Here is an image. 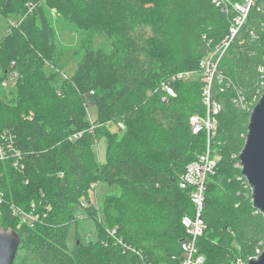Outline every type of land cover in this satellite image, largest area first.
Returning a JSON list of instances; mask_svg holds the SVG:
<instances>
[{
    "label": "trees",
    "instance_id": "trees-1",
    "mask_svg": "<svg viewBox=\"0 0 264 264\" xmlns=\"http://www.w3.org/2000/svg\"><path fill=\"white\" fill-rule=\"evenodd\" d=\"M0 16L15 19L0 37V141L7 149L11 139L15 151L0 160V228L19 238L13 264H179L180 219L192 206L178 180L204 150L205 135H192L188 127L191 115L204 113L201 82L174 75L199 71L227 36L229 17L210 0H0ZM59 22L70 26L71 46L62 44L66 28ZM98 37L108 48L95 44ZM263 56L264 0H253L219 60L224 80L212 89L221 111L213 141L217 163L204 195L206 229L197 241L204 264L247 263L259 255L243 241L261 238L264 222L238 161L250 112L232 100L239 91L252 101ZM46 65L53 73H45ZM10 71L16 79L4 88ZM163 82L175 93L168 101L158 91ZM89 107L96 113L92 121ZM99 137L107 140L104 163L96 158ZM115 182L117 194L75 215L95 184ZM11 206L39 220L29 227ZM85 218L95 222L96 240L77 238L68 248V227Z\"/></svg>",
    "mask_w": 264,
    "mask_h": 264
},
{
    "label": "built area",
    "instance_id": "built-area-1",
    "mask_svg": "<svg viewBox=\"0 0 264 264\" xmlns=\"http://www.w3.org/2000/svg\"><path fill=\"white\" fill-rule=\"evenodd\" d=\"M215 7H217L222 14L229 17L231 20L228 34L221 41L219 47L213 54H210L208 58L203 59L199 64V71H183L174 75L176 80L186 81L190 79H201V101L204 107V113L202 115L193 114L188 120V127L192 135H198L203 133L205 135V147L201 154L197 158L189 163L185 171L180 175L178 184L183 190L189 191V201L192 206L191 215H184L180 219L181 227L185 233V238L180 242L181 259L179 264H204L205 258L198 252L197 241L203 235L206 224L202 217L205 209V189L207 178L214 173V169L217 163L216 151L213 148V141L218 129V114L221 111L220 104L212 97V89L215 81L222 84L224 80L223 76L218 72L217 66L221 56L228 48L231 40L237 35L241 27L244 25L248 12L250 10L253 0H245L243 3H233L232 0H210ZM11 22L10 24H13ZM264 63V56H263ZM13 66V64H11ZM260 74V81L256 95L252 101L247 102L241 92L236 91L233 98V103L240 109L250 112L253 109L261 95L264 92V65L258 67ZM16 72L10 71L7 78L3 81L2 86L9 88L16 79ZM231 83L226 80L224 86L228 87ZM224 86H221L220 91L223 92ZM158 91L161 94L162 101H168L175 97L173 88L169 83H161L158 87ZM253 106V107H252ZM118 128L123 129L122 124L117 125ZM7 133V132H6ZM5 133V134H6ZM81 133L74 134L72 138H78ZM7 140V138H5ZM5 140V141H6ZM0 141V160L12 157L15 152L11 147V139L8 140L7 149L1 146ZM17 156V153H16ZM240 164V163H239ZM13 167L23 169L24 165L14 163ZM241 168V166H239ZM249 186V185H248ZM96 188V185H95ZM251 189V188H250ZM252 197V191H251ZM3 193L0 190V217L2 215ZM97 206L98 203H92L87 201V205H80L85 208L89 205ZM33 208V204L31 205ZM81 208V209H82ZM11 213L15 217L20 218L21 222L33 227L39 220V214L26 212L22 208L11 206ZM109 234L113 236L114 230L109 231ZM120 242V241H118ZM247 264V263H240Z\"/></svg>",
    "mask_w": 264,
    "mask_h": 264
},
{
    "label": "water",
    "instance_id": "water-1",
    "mask_svg": "<svg viewBox=\"0 0 264 264\" xmlns=\"http://www.w3.org/2000/svg\"><path fill=\"white\" fill-rule=\"evenodd\" d=\"M238 161L241 174L252 191V207L264 218V92L250 113ZM18 245L19 238L12 230L0 228V264H13ZM247 264H264V247Z\"/></svg>",
    "mask_w": 264,
    "mask_h": 264
},
{
    "label": "rangeland",
    "instance_id": "rangeland-1",
    "mask_svg": "<svg viewBox=\"0 0 264 264\" xmlns=\"http://www.w3.org/2000/svg\"><path fill=\"white\" fill-rule=\"evenodd\" d=\"M9 18H11V17H9ZM13 21H15L14 18H11L10 20H7V18H5L3 16H0V37H2L7 32L8 25L11 22H13ZM58 27L59 28H66L64 30L65 33L62 34L64 36V38L62 39V44L71 46L72 44H70V42H69L70 38H68L69 36L72 35L70 33V31H72L70 26H67L63 22H59ZM95 44L97 46L99 44L102 48H103V44H104L105 48H108V46H109V44L107 42H104L101 37H98L95 40ZM70 50H73V52H74L75 49L74 48H70ZM68 68H70V67H68ZM44 71L47 74H51V73H53L54 70H52L49 66L46 65L44 67ZM62 78H63V74L60 73L56 77L54 83L57 86H59L60 82L62 81ZM199 81L201 82V79H199ZM201 84H202V82H201ZM6 91H9V90L6 89ZM253 106H255V105H253ZM88 114H89V119L91 121L95 119L96 113H95V110L92 107H89ZM109 128H110L111 131L118 130L116 128V126H114V125H109ZM106 150H107V140H106V138L105 137H99L97 139V144H96V149H95L96 158L98 159L99 162L104 163L106 161ZM113 184L114 185H112V187H110V186H108V185H106L104 183L95 184L96 188L93 189V190L91 189L90 191L87 192L88 199L94 204L95 203H99L100 204L101 201L103 200V198L106 195L117 194L118 191H119L118 188L120 187V183H116L115 182ZM93 188H94V186H93ZM209 201L211 202L212 199H209ZM212 207L213 206H211V210H212ZM81 208L82 207L80 205L74 207V212H75V215L77 217L84 216V212L82 211ZM211 216H209V218H208L209 221L211 220ZM215 224L216 223H211V226H212L211 230L214 229V225ZM219 224H220V226H222L224 228V225H225L224 218H220ZM263 229H264V222L261 221V222H259L258 230H257L258 231V235H261V238L259 237L260 238L259 239L257 237V239L251 240L250 237H247V238L244 237V240H243V241H245L244 242V246L246 248L245 250H250L249 253H253L255 256L260 254L262 252V250H263V247H264V235H263L264 230ZM213 232H216V230H214ZM216 234H218V232ZM77 238L80 239V241L82 243H86L88 238H90V240H96V238H97V226H96L95 222L92 219L85 218V219L79 221L77 224L76 223H72L68 227V229H67V239H66V243H67L68 248H71L73 246V244H74V242H75V240ZM235 242L238 243V240L236 239V240L232 241L233 247L234 246L238 247V245H235ZM224 245H226V244H224ZM247 255H250V254L247 253L244 256H247ZM233 258H234L233 255H229V257H227V259L229 261H231ZM241 260H237L235 264H240V263L244 262L243 260L242 261Z\"/></svg>",
    "mask_w": 264,
    "mask_h": 264
}]
</instances>
